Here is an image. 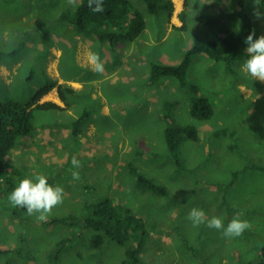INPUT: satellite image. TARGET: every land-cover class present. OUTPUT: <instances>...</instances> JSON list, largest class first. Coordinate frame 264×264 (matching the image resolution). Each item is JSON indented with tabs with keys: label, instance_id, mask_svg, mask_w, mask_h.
<instances>
[{
	"label": "rangeland",
	"instance_id": "rangeland-1",
	"mask_svg": "<svg viewBox=\"0 0 264 264\" xmlns=\"http://www.w3.org/2000/svg\"><path fill=\"white\" fill-rule=\"evenodd\" d=\"M78 2L79 0H75L73 6L68 4L67 0H34L33 9H39L43 3H46V6L40 16L27 20L12 7L5 10L0 25L6 29L9 27L13 33L10 44L20 40L19 34L22 31L31 33L33 28H36L39 32L34 35L32 51L27 54L34 60L26 63L28 60L24 56L7 60L6 67H11L20 65L22 59V69L15 84H0V99L12 97L22 102L31 100L37 89L48 81H45V52L53 48L63 49L64 54L60 62H64L60 69L65 67L69 77H78L84 82L92 79L94 67L78 64L77 58L87 50V41L93 40L90 43L96 53L103 52L106 43L93 38L91 31L82 30L64 19L60 20V12L67 7L74 9ZM131 2L134 7L145 13L147 30H144L139 38L133 39L135 42L123 41L118 48L119 57L125 56L123 50L126 49L131 62L141 58L143 64L132 65L130 70L121 69L124 85L116 90L104 85L108 103L111 104L113 100L117 102L116 106H111L113 117L87 119L94 122L96 130L91 131V134L85 133L86 127L83 126L82 131L75 135L73 127L81 115L72 118L71 113L73 110L82 113V104L89 108L93 106L88 91L93 89L94 85L85 84L79 92L75 89L71 92L66 90L70 103L67 97L64 99L61 96L65 101L64 106L47 100L57 103L61 108L35 109L33 131L18 138V142L9 152L7 160L16 167L17 173L10 172V175L4 177L3 189L0 191V245L13 247L24 243L25 249L23 255H18L14 250L0 254V264H51L48 252L77 226L59 222L48 224L46 221L70 214L83 217L89 212L85 206L90 201L108 196L116 204L127 205L141 212L140 203L148 192L147 184L139 182L135 175L130 174L129 166L124 162L126 160L133 162L146 176L160 178L164 188L168 181H173L178 188L186 191L192 188L188 196L192 204L202 200L204 204L210 205L216 201L218 210L229 212L228 222L224 220V213L222 215L225 226L238 213L251 225L241 236L235 238L220 237L222 230L212 228L208 231L207 238L217 253L205 255V246L195 245L189 239V233L201 235L205 231L192 230V225L185 219L189 210L184 208L185 212L174 221L181 238H175L173 247H168L175 251L173 256L170 250L162 252L160 249L156 254L148 253L146 259H143L145 264H264V257L261 255L264 247V169L258 166H264V82L254 80L241 71L240 66L246 59L235 62L230 69L223 61L196 53L193 54L189 65L186 85L180 84L177 78L170 77L176 81L180 101L183 98V102L190 103V95L193 94L191 85L197 87L198 94L209 98L214 106V114L209 119L182 117L175 110L171 113L169 108L172 107L171 99L174 94L168 91L167 84L163 81L157 82L160 86V99L154 103L146 100L144 84L150 82L145 79L144 74L150 73L152 63L180 60L185 54V49L192 45L193 37L191 30L186 32V36L180 30H171L172 27L168 23H174L175 10L168 15L170 21L166 22L165 11L152 14L142 0ZM253 3L254 0L248 2L247 10L253 17L256 32L259 36L264 35V20L254 17ZM259 3L260 11L264 12L261 0ZM189 4L196 8L197 14L206 13L203 7L205 2L203 5L192 4L189 0L183 4V8H188ZM231 23L234 31H238L242 25L239 19ZM257 24L261 27H257ZM204 33L210 39H219L217 33L209 28ZM0 42L3 43L1 40ZM27 75L31 76L29 82L20 84L23 76ZM3 81L5 82L4 79ZM93 81L97 79L93 78ZM134 84L138 88L131 91L130 86ZM63 86L61 90L69 89L67 87L70 85ZM76 92L78 93L75 94ZM61 93L60 91V95ZM87 95L89 97L86 98ZM122 100L126 102L123 105L120 104ZM135 101L140 104L139 108ZM168 102V121L172 119V124L192 123L199 129L198 141H184L181 145L182 167L178 168L174 157L168 152L167 145H164V123L156 117L164 112L163 107ZM117 108H125L126 111L118 115ZM133 112H137L135 117L131 116ZM106 132H112L111 136ZM153 141L156 147L153 146ZM109 149L111 153L108 152ZM74 156L82 163V168L78 169V181L72 178V172L77 171L71 163ZM143 158L148 159L145 170L140 166ZM119 162H122V165H119ZM236 170L238 173L234 176ZM38 174L46 175L52 179L51 184H59L64 188L63 203L52 210L46 221L38 220L35 215H28L20 207H14L9 202V194L13 189H8V180L18 184L21 179ZM197 179L198 185L195 183ZM217 179L223 182L222 187L226 190L217 194L207 192L208 185L218 182ZM193 190H196V195L191 194ZM167 191L170 190L166 189L165 198H160L163 202L158 203L160 210L172 205ZM165 218L170 219L167 216ZM170 220H165V223L174 225ZM151 223L150 220L149 224ZM12 236L15 238L13 244L9 242ZM202 239L206 241L205 237ZM150 242H154L153 245L159 243L155 236L149 234L147 243ZM206 247L209 249L208 244ZM125 251V245L109 239L104 231L86 229L62 252L60 262L123 264ZM18 256L22 258L18 259ZM222 258L226 260L222 261Z\"/></svg>",
	"mask_w": 264,
	"mask_h": 264
},
{
	"label": "trees",
	"instance_id": "trees-1",
	"mask_svg": "<svg viewBox=\"0 0 264 264\" xmlns=\"http://www.w3.org/2000/svg\"><path fill=\"white\" fill-rule=\"evenodd\" d=\"M142 1L145 3L149 13L152 14L165 11L171 15L174 10L173 0ZM249 1L238 0L237 5L239 6L235 10L197 15L198 21L212 28L219 39H210L205 36L199 26H193L191 29L193 43L189 48L185 49V54L182 58L175 63L153 62L150 79L154 81L162 76H172L177 78L182 85H186L188 83L189 65L193 54L196 53H204L218 61L221 60L230 69H232L235 62L247 59L245 39L253 30L255 31L253 17L246 7ZM185 2L187 3V0ZM261 5L264 8V0H261ZM103 7V12L94 13L88 7V0H80L74 9L67 8L62 11L60 20L64 19L82 30L91 31L95 37L109 43L110 47L117 49V51H119L117 47L119 43L133 41L144 31L147 25L145 13L134 7L131 0H103ZM237 19L242 21V25L240 30L233 31L228 21ZM255 33L258 37L259 34L256 31ZM22 47L23 42L9 52L12 54L18 53ZM117 51L116 54H119ZM55 86V81L48 80L37 89L31 100L25 102L12 97L0 99V191L3 189L4 177L10 175V172L14 173L16 171V167L7 160L9 152L18 142V138L29 134L34 129V110L61 108L52 101H40L41 97ZM58 87L63 92L61 88L63 89L64 86L59 85ZM190 87L193 91L190 96L189 107L191 115L200 120L209 119L214 114L212 102L208 97L198 94L199 90L196 86L191 85ZM67 88L70 91H74L71 86ZM89 115V110L85 109L77 119L73 127L75 135L82 131ZM164 136L168 152L174 157L177 168L182 167L180 157L182 142L190 139L198 141L200 138L198 127L192 123L172 124L170 122L165 127ZM128 166L130 174L135 175L134 177L139 182L146 183L147 188L152 190L160 188L152 178L143 174L133 162H129ZM258 166L264 169V166ZM237 173L238 170L234 172V176ZM48 182L51 184L52 179L49 178ZM8 184L10 185L8 189H14L17 186L11 180H8ZM212 185H220L222 187L223 182H214ZM85 207L89 212L83 217L77 214H70L64 217H54L46 221L48 224L59 222L77 226L71 234L59 240L48 252V260L51 264H61L62 252L70 243L72 244L74 238L81 236L86 229L104 231L109 239L125 245L126 257L122 261L123 264H145L140 252L146 243L148 228L145 219L141 215L137 214L130 206L116 204L108 196L101 200L90 201ZM21 209L26 212V209ZM77 229L79 230L77 231ZM24 249L25 244L21 243L7 249H0V254L14 250L18 252V255H23ZM261 255L264 257V247Z\"/></svg>",
	"mask_w": 264,
	"mask_h": 264
},
{
	"label": "crops",
	"instance_id": "crops-1",
	"mask_svg": "<svg viewBox=\"0 0 264 264\" xmlns=\"http://www.w3.org/2000/svg\"><path fill=\"white\" fill-rule=\"evenodd\" d=\"M173 1H174V10H175L174 11V19H173L174 23H172V22H171V24L168 23L172 27L171 30L172 29L180 30L184 36H186V32L190 31L192 29V27L196 26V25L199 26L203 32L205 30H208V28L213 30L209 26L198 21L197 15H200V14H197L196 8H193L191 6V4H189L187 6L188 8H183V4H185V0H173ZM25 2H27V4H25ZM79 2H80V0H79ZM188 2H189V0H187V3ZM204 2H205V4L203 7H204V10L206 11V13H220L222 11L235 10L239 6V5H237L238 0H215L214 2H212L210 0H191L192 4L193 3L194 4H202ZM46 3H43L42 5L39 6V9L35 10L32 8L34 5V0H19L18 2H16L15 0H0V22H1V20H3L4 12L8 7H12L13 10L16 11V13H18V12L21 13L20 16H23V19L27 20V19L35 17V16H40V13L44 11V7L46 6ZM25 6H30V8L28 9ZM61 12H60V14H61ZM30 14H34V15L31 16ZM166 15H167L166 16V22H168V21H170V18L168 17L169 14L166 13ZM232 21L233 20L228 21L231 30H233V28L231 27ZM183 24L186 25V27H184ZM257 25H258L257 27H261L260 24H257ZM146 27H147V25H146ZM146 27L144 29L145 32L147 30ZM0 28L2 29V31H0V40L3 42V43L0 42L1 43V45H0V84L4 85V86H8V85L12 86L13 84L16 83V80L19 76V71H20V69H22L21 68L22 67L21 66L22 59H21L20 65H18V66H16V64H15V65H12L11 67L10 66L6 67V65H7L6 62L9 58H18V57H22V56L27 58L28 61L26 63L34 60L33 57L29 58L27 54L29 51H32V46H31V44L33 43L32 39H34V35L37 32H39V29L33 28V32H31V33L26 32V31H22L19 34L20 40L18 42H14V44H10L9 41L13 35L10 28L8 27L6 29L3 25H0ZM240 28H239V30H240ZM254 29H255V26H254ZM236 30H238V28ZM45 31H47V30H45ZM141 34H140V36H141ZM92 37L97 38L94 35H92ZM5 42H6V44H5ZM22 42H23V47L21 48V50L18 53L12 54L9 52V51L13 50L14 48H16ZM90 42H93V40L86 42L87 50L83 54L78 56L77 63L94 67V65L90 61V55L92 53H96V52H95V48L93 47L92 43H90ZM133 42H135V40H133ZM105 43H106V48H104L103 52L98 53L100 56V61L103 64V72L97 73L94 71V73L92 75V79L95 78V79H97V81H93V82H92V79L89 82H84V81L79 80L78 77H69V74H67L65 71V67L63 69V66H62V69H60V65L64 62V61L60 62L61 57L64 54L62 48H53V49L46 51L45 52V56H46V58H45V74H46L45 78H46V80L45 81L53 80V81L57 82V85L52 90H50L49 92L44 94V96L41 97L40 101L52 100V101L57 102L58 104H61L62 106H64V103H65L64 99H66V97H67V101L70 103V100L66 94V90H68V91H70V90L65 89V90H63L62 94L60 95V91H59V87H58L60 84L70 85L71 87H73L75 89V91L78 90V92H79L84 87L85 84L90 83V84L94 85V88L90 89V91H88L89 95L93 101V106L91 108H89L87 105L82 104V107L80 106L82 108L81 111L83 112L85 109L89 110L90 115L88 116L87 119H90V118L95 119L98 117H105V118L113 117V114L111 112L112 111L111 106H116L117 102L113 100V101H111V104L108 103V96L106 94L107 89L105 91V86L108 87L109 89L111 88V89L116 90L117 87L124 85V82L122 81V76L120 74V70L123 68L130 70L132 65H142L143 62H142L141 58L139 60L131 62V60L129 59L130 54H127L128 52L126 49L123 50V53L125 56L121 58V57H119V54H116L117 49H112V47H110L109 43H107V42H105ZM122 44H123V42L119 43L117 47L119 48L120 45H122ZM117 53H119V51H117ZM199 54H203L205 56H208L204 53H199ZM214 60H216V59H214ZM159 61H161V60H159ZM178 61H179V59L177 61L168 60V61L162 62V63H175ZM216 61H218V60H216ZM219 61H221V60H219ZM188 75H189V69H188ZM144 76H145V79L149 80V82H150V84H148V82H146L144 84L145 87H144L143 92H144L146 100L148 99L152 103H154L160 99V94L158 93V88H160V86L157 84V82L163 81L167 84L168 91H170L171 93L174 94V96L171 99L172 107L169 108L170 112L172 113V110H175L182 117H185V116H190V118L193 117L189 111L190 103H188L187 101L183 102L182 101L183 98L180 101L179 89L176 87V85H175L176 81H174V79H172L170 76H162V77L152 81L150 79V73L149 72L145 73ZM3 79L5 80L6 83L3 81ZM30 79H31L30 75L23 76V80L20 84L24 85L23 84L24 81L29 82ZM149 85H151V86H150V89L148 90ZM131 87H132V90H131ZM137 88H138V86L136 84L130 86L131 91H135V90H137ZM78 92H76L75 94H77ZM149 93H152V94H149ZM61 96L64 99H62ZM123 96H124V94H123ZM87 97H89V96L87 95L86 98ZM135 102H136V106L139 108L140 104L138 103V101H135ZM125 103L126 102L124 100H122L120 102L121 105H123ZM168 105H169V102L167 103V105L166 104L164 105L163 109H165V110L163 113H161V115H158V116L155 115L157 118L162 119V121L164 123L163 128H162L163 136H164L165 127L170 122L172 123V119H170L168 121L169 117L166 114V110L168 108ZM151 107L153 108L152 105H151ZM125 111H126L125 108H117L118 115L125 113ZM136 113L137 112H133L131 114V116L135 117ZM81 114L82 113L79 110H73L71 113V117L72 118H78ZM118 115H116V116H118ZM84 127H86L85 133L91 134V131L96 130L94 122L93 121L89 122V120L85 121ZM106 133L109 136H111V134H112V132H106ZM185 141H189V140H185ZM183 142H182V144H183ZM152 143H153V146L156 147V143L154 141ZM165 144H166V140H165L164 145ZM108 152L111 153V149H109ZM147 161H148L147 158L142 159L141 164H140L142 170L146 169L145 163H147ZM124 162L126 163V165H128V163H129L128 160H126ZM120 163L122 165V162H119V165H120ZM152 179L156 182V184L160 188L158 190H152L151 188H147L148 192L145 194L142 202L140 203V205L142 206V211L141 212H138L135 210L134 211L137 214L141 215L145 219V221L147 223V228H148V235L150 234V235L155 236L159 243H157L156 245L155 244L153 245L154 242L147 243V239H146V243H145L142 251L140 252L142 259L145 260L148 253L153 252L156 254V251L157 250L160 251V249L162 252H165L166 250H170V254L173 256L175 251L168 249V247H173L175 238L176 239L181 238L180 232L176 231V229H177L176 225L177 224L174 221L177 219L178 216H180L181 214H183L185 212L184 208L188 209L189 211L193 207L201 208L206 213V216L208 219L212 218L213 216L223 218L222 215L224 213V215H225L224 220H225V222H228L229 212L218 210V208H217L218 203L216 201L210 205H208V203L204 204L202 200L192 204L188 200V196H189L190 190L192 188L189 191L180 189L175 185V183L173 181H168L166 184V187H165L166 189L171 191V192L170 191H167V192H168V195L170 196L168 198L171 200L172 205L168 206L167 208L165 206L164 210H160L158 208L159 207L158 203L163 202V200H160V198H163V199L165 198L166 189L161 184L160 178H152ZM217 181L222 182L220 179H217ZM195 183H196V185L199 184L198 179L196 180ZM224 190H226V189L222 188L220 185L209 184L208 188H207V192H209L211 194H217L219 192L222 193ZM191 194L196 195L197 194L196 190H193L191 192ZM175 200H177V202ZM165 216H167L171 220L165 218ZM187 216H188V214L185 217L186 220H188ZM150 220L152 221L151 224H149ZM165 220L173 221L174 225L166 224ZM188 221L192 225V230L193 229H199V230L203 229V231H205L201 235H197L195 233H191V234L189 233V239L192 240V242L195 245L205 246V249L203 250L205 255L216 254L217 251H214L213 245L210 244V242L207 238L208 231H211L212 228H208L206 226V224H201L198 227H194L192 222L190 220H188ZM10 226H12V225H9V227ZM13 229L14 228L12 227V230ZM148 235H147V237H148ZM219 235H220V237H223L221 232L219 233ZM202 237H205L206 241H203ZM14 241H15V238H14V236H12V240H10L9 242L13 244ZM207 244L209 246V249H207V247H206ZM7 248H10L7 244H1L0 245V249H7ZM2 254H4V253H2ZM18 259H21V257L18 256ZM224 260H226V258H222V261H224Z\"/></svg>",
	"mask_w": 264,
	"mask_h": 264
},
{
	"label": "clouds",
	"instance_id": "clouds-1",
	"mask_svg": "<svg viewBox=\"0 0 264 264\" xmlns=\"http://www.w3.org/2000/svg\"><path fill=\"white\" fill-rule=\"evenodd\" d=\"M68 4L75 6V0H67ZM259 0H254L253 15L256 19L264 20V12L259 9ZM88 7L94 12L104 11L103 0H88ZM246 53L248 58L241 64V71L254 80L264 82V35L256 36L253 30L245 39ZM90 61L94 65V71L103 72V64L98 53L90 55ZM72 166L77 171L72 172L74 181L80 179L78 169L82 168V163L75 156L72 158ZM48 177L38 174L35 177H25L21 179L17 186L9 194V202L14 207L26 209L28 215H35L40 221H46L52 210L63 203L64 188L59 184H50ZM238 213L233 216L227 226L224 225L221 217L213 216L208 219L203 209L193 207L187 216L194 227L206 224L208 228L222 230V235L227 238L241 236L251 227L249 221L241 218Z\"/></svg>",
	"mask_w": 264,
	"mask_h": 264
},
{
	"label": "bare ground",
	"instance_id": "bare-ground-1",
	"mask_svg": "<svg viewBox=\"0 0 264 264\" xmlns=\"http://www.w3.org/2000/svg\"><path fill=\"white\" fill-rule=\"evenodd\" d=\"M146 62V61H145ZM127 68V67H126ZM150 173V172H149Z\"/></svg>",
	"mask_w": 264,
	"mask_h": 264
}]
</instances>
